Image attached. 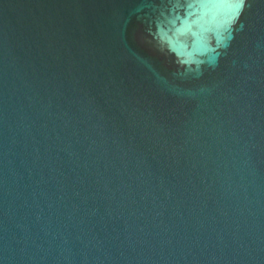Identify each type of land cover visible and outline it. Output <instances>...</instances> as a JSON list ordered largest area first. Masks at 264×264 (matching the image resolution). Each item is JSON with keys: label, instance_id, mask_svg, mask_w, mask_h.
<instances>
[{"label": "water", "instance_id": "water-1", "mask_svg": "<svg viewBox=\"0 0 264 264\" xmlns=\"http://www.w3.org/2000/svg\"><path fill=\"white\" fill-rule=\"evenodd\" d=\"M0 0V264H264V0Z\"/></svg>", "mask_w": 264, "mask_h": 264}, {"label": "snow or ice", "instance_id": "snow-or-ice-1", "mask_svg": "<svg viewBox=\"0 0 264 264\" xmlns=\"http://www.w3.org/2000/svg\"><path fill=\"white\" fill-rule=\"evenodd\" d=\"M235 7L232 10L231 18L234 19L237 15L239 10L242 8L241 0H234Z\"/></svg>", "mask_w": 264, "mask_h": 264}, {"label": "clouds", "instance_id": "clouds-1", "mask_svg": "<svg viewBox=\"0 0 264 264\" xmlns=\"http://www.w3.org/2000/svg\"><path fill=\"white\" fill-rule=\"evenodd\" d=\"M241 4H242V7H243V0H241ZM242 9V8H241Z\"/></svg>", "mask_w": 264, "mask_h": 264}]
</instances>
